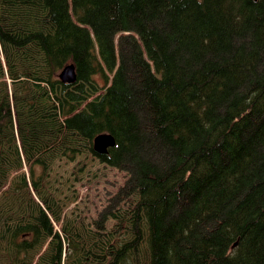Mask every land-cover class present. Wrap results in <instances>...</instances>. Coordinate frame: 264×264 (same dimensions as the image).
<instances>
[{"label":"trees","instance_id":"trees-1","mask_svg":"<svg viewBox=\"0 0 264 264\" xmlns=\"http://www.w3.org/2000/svg\"><path fill=\"white\" fill-rule=\"evenodd\" d=\"M85 153L125 175L89 230ZM0 264H264V0H0Z\"/></svg>","mask_w":264,"mask_h":264},{"label":"rangeland","instance_id":"rangeland-1","mask_svg":"<svg viewBox=\"0 0 264 264\" xmlns=\"http://www.w3.org/2000/svg\"><path fill=\"white\" fill-rule=\"evenodd\" d=\"M123 37L120 32L114 37V43L119 47L120 56L121 43L125 42L122 39ZM125 57L124 55V60ZM119 60L121 63V58ZM79 165H85L86 172L80 174V177L83 179L80 183H77L76 173ZM55 166L56 171L52 172V177L68 185L65 188V192L68 195L73 196L75 193L77 195V202L72 204L68 209V214L71 216L72 222L80 225L85 224L88 226V230L94 229V219L108 204L110 198L118 192L120 186L124 184V173L101 163L95 156L89 153H85L74 163L59 160L55 163ZM24 172L28 173L29 168L27 167ZM11 180L12 178H10ZM127 209V205H124L121 211ZM114 223L113 221H109L107 225L111 228Z\"/></svg>","mask_w":264,"mask_h":264},{"label":"water","instance_id":"water-1","mask_svg":"<svg viewBox=\"0 0 264 264\" xmlns=\"http://www.w3.org/2000/svg\"><path fill=\"white\" fill-rule=\"evenodd\" d=\"M74 66H69L65 69L64 72H62L61 74V78L64 82H74L75 81V71H74ZM103 139V140H102ZM98 140H101L103 142V150L102 152L106 151V148H108L109 146H114V140L111 136H103L98 138ZM107 145V146H106Z\"/></svg>","mask_w":264,"mask_h":264},{"label":"bare ground","instance_id":"bare-ground-1","mask_svg":"<svg viewBox=\"0 0 264 264\" xmlns=\"http://www.w3.org/2000/svg\"><path fill=\"white\" fill-rule=\"evenodd\" d=\"M69 66H74V69H75L74 71H75V76H76V78H75V81L72 82V83H70V82H64V81L62 80V78H61V74H62V72H64L65 69H66L67 67H69ZM65 72H66V71H65ZM59 79H60L63 83H66V84H73V83H75L76 80H77V72H76V67H75V65H74V64H69V65L65 66V67L63 68V70L60 72ZM103 136H111V135H109V134H101V135H99L98 137H96L95 140H94V148H95V151H96L97 153L102 154V155H106V154H108V152H109V150H110L111 148L115 147L116 143H115V140H114L113 136H111V137L113 138V140H114V146H109L108 148H106V151H105V152H102V150H103V142H102L101 140H98V138L103 137ZM102 140H103V139H102ZM106 146H107V145H106Z\"/></svg>","mask_w":264,"mask_h":264}]
</instances>
